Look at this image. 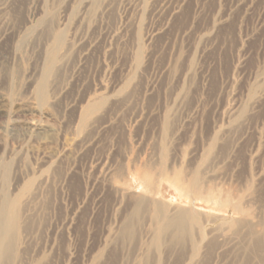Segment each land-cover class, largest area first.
<instances>
[{
    "label": "rangeland",
    "instance_id": "1",
    "mask_svg": "<svg viewBox=\"0 0 264 264\" xmlns=\"http://www.w3.org/2000/svg\"><path fill=\"white\" fill-rule=\"evenodd\" d=\"M0 161V264H264V0H0Z\"/></svg>",
    "mask_w": 264,
    "mask_h": 264
},
{
    "label": "bare ground",
    "instance_id": "2",
    "mask_svg": "<svg viewBox=\"0 0 264 264\" xmlns=\"http://www.w3.org/2000/svg\"><path fill=\"white\" fill-rule=\"evenodd\" d=\"M34 29L35 28L33 27V29L31 30H34ZM57 41L59 43V40ZM52 57L53 59L57 58L55 54ZM89 109L91 111L93 110V107L90 104H89ZM141 179H142L141 181H143L145 184V191L148 192V195L141 196L137 200H134L136 202L133 205V209H132L133 214L139 217L140 214H143L145 212L151 213L154 220L157 221L158 227L156 231L158 233L157 235L158 238L162 234H165L168 231H171V232L174 231L181 237L185 236L190 230L189 228H190V225L192 224V220L193 222L196 221L194 220V217L192 219L191 216L185 213L184 211H181L180 213H176L175 215L169 214L168 209L166 208L165 204L163 205L160 201L157 200V197H156L160 192L162 194V191L156 188L157 187L156 184L162 185L163 182L172 180L170 176H168L166 172L161 171L158 177V180L155 182L152 181L151 177H149L148 174L142 175ZM3 199L5 200V198ZM7 199L3 201V203L1 202L2 204L0 206V261L3 259H10L11 256L15 254V248L16 246H18L16 244L19 239V230H20V222H21V213H20L18 200L16 198L14 200H9V199L7 200ZM261 223H263V220L261 221ZM262 225H263L262 226L263 232L261 234L262 237L260 236L261 238L258 239L259 246H256L257 244L255 246H256V250L258 249V247H260L261 250L260 249L258 250L262 252L263 257L262 258L260 257L262 256L260 255L261 253L260 254L258 253V254L260 255L259 257L263 260L264 258V223ZM131 227H132V222H128V223L125 222L124 227H123L124 232L127 233L131 231Z\"/></svg>",
    "mask_w": 264,
    "mask_h": 264
}]
</instances>
